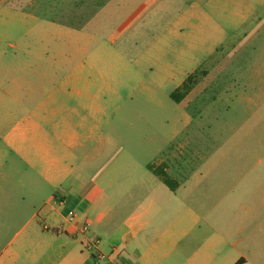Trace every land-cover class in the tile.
Here are the masks:
<instances>
[{
  "label": "rangeland",
  "instance_id": "374dc122",
  "mask_svg": "<svg viewBox=\"0 0 264 264\" xmlns=\"http://www.w3.org/2000/svg\"><path fill=\"white\" fill-rule=\"evenodd\" d=\"M30 1L42 31L84 33L68 40L83 41L104 79L105 140L119 145L106 161L130 163L138 196L164 160L181 186L176 205L216 224L264 218V0ZM29 216L0 214V248L34 231Z\"/></svg>",
  "mask_w": 264,
  "mask_h": 264
},
{
  "label": "crops",
  "instance_id": "0c3cea01",
  "mask_svg": "<svg viewBox=\"0 0 264 264\" xmlns=\"http://www.w3.org/2000/svg\"><path fill=\"white\" fill-rule=\"evenodd\" d=\"M25 6L33 1L0 0V214H29L35 227L0 248V264H96L93 238L132 264H264V218L220 225L176 205L181 186L153 171L168 176L166 161L149 167L138 196L130 163L106 161L119 145L105 140L104 79L83 41L68 40L84 33L42 31Z\"/></svg>",
  "mask_w": 264,
  "mask_h": 264
},
{
  "label": "built area",
  "instance_id": "2783aa9c",
  "mask_svg": "<svg viewBox=\"0 0 264 264\" xmlns=\"http://www.w3.org/2000/svg\"><path fill=\"white\" fill-rule=\"evenodd\" d=\"M69 217L72 219L76 217L73 211L69 212ZM84 232L89 230V226L86 224L83 227ZM100 240L98 238H93L88 242V248L92 253V257L95 259L96 264H132L128 258L120 255V252H113L111 255L103 254L99 250Z\"/></svg>",
  "mask_w": 264,
  "mask_h": 264
},
{
  "label": "trees",
  "instance_id": "16d2710c",
  "mask_svg": "<svg viewBox=\"0 0 264 264\" xmlns=\"http://www.w3.org/2000/svg\"><path fill=\"white\" fill-rule=\"evenodd\" d=\"M195 73L191 74L187 77V79L183 82V84L171 94V99L176 103L181 102L192 90L195 85ZM153 170V169H152ZM156 175H158L168 186L174 189L173 183L170 181L167 174L164 172L153 170Z\"/></svg>",
  "mask_w": 264,
  "mask_h": 264
}]
</instances>
